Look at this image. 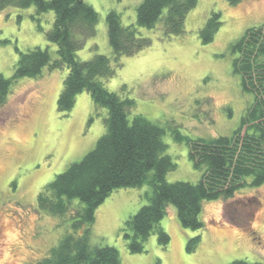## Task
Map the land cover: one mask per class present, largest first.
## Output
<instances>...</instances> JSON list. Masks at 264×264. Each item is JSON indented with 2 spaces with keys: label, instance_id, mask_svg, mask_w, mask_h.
<instances>
[{
  "label": "rangeland",
  "instance_id": "1",
  "mask_svg": "<svg viewBox=\"0 0 264 264\" xmlns=\"http://www.w3.org/2000/svg\"><path fill=\"white\" fill-rule=\"evenodd\" d=\"M99 13L97 34L77 52L79 60L96 53L113 57L106 15L118 11L123 23L135 24L150 46L134 55H124L121 67L109 79L101 78L111 91L126 86L125 96L134 98L132 119L141 114L165 128L167 154L177 163L166 178L169 182H198L204 169L189 157L186 139L231 135L242 123L253 94L245 92L234 72L236 53L232 43L246 29L264 24V0H199L185 21V32L165 38L162 20L154 28L137 24L143 0H86ZM220 11L223 24L214 40L204 43L200 29L213 11ZM167 9L164 11V15ZM36 6H9L0 11V73L14 75L21 52L36 46L48 48L53 60L57 46L44 31L54 21V12L41 15ZM68 74L67 67L39 77L12 78L7 100L0 104V264L36 263L71 231L70 215H52L38 207V194L57 174L80 161L105 133L108 110L96 108L91 95H77L68 114L58 110V97ZM251 178H248L250 181ZM145 185L114 190L97 208L92 243L116 247L121 264H229L236 259L264 263V183L245 185L229 198L204 200L199 230L184 227L177 207L169 204L161 226L170 235L164 246L152 233L145 250L133 253L124 237L125 221L149 200ZM79 203L74 199L73 206ZM200 236L194 250L189 241Z\"/></svg>",
  "mask_w": 264,
  "mask_h": 264
},
{
  "label": "trees",
  "instance_id": "2",
  "mask_svg": "<svg viewBox=\"0 0 264 264\" xmlns=\"http://www.w3.org/2000/svg\"><path fill=\"white\" fill-rule=\"evenodd\" d=\"M198 2L143 0L138 6L137 24L154 28L162 20L165 38L180 35L185 32L188 13ZM32 5L36 6L34 18L41 30V15L54 12L53 24L44 33L48 42L56 44L58 57L53 60L48 48L40 46L21 52L12 78L39 77L45 66L50 70L65 66L68 74L58 97L59 112L68 114L77 95L87 91L96 108H106L108 115L106 131L96 146L39 192L41 211L59 216L71 213V231L50 249L48 256L29 264H121L116 247L92 243L97 208L114 190L145 185L151 189L150 194L146 193L149 202L131 215L122 229L130 251L141 253L152 233L158 234L162 245L169 244L170 235L161 226L169 204L177 207L184 227L199 230L204 226L200 218L204 200L229 198L245 185L264 183V24L249 27L232 43L237 54L234 72L240 75L243 90L253 94L241 125L231 135L212 138H188L176 130L178 140L186 139L195 167L204 171L196 183L169 182L166 176L177 163L167 154L165 128L141 114L130 119L136 101L123 94L126 86L111 91L101 81L116 74L124 55L140 52L151 45L152 39L142 36L135 24L125 25L121 14L110 10L106 22L113 57L96 53L88 60H79L77 52L97 34V10L86 0H0V11L9 6ZM222 24L221 12L213 10L200 29L202 41H213ZM12 78L0 73V104L7 100ZM74 199L79 200L76 206L72 205ZM199 240L200 236L192 238L188 248L194 250ZM229 264L264 263L236 259Z\"/></svg>",
  "mask_w": 264,
  "mask_h": 264
}]
</instances>
